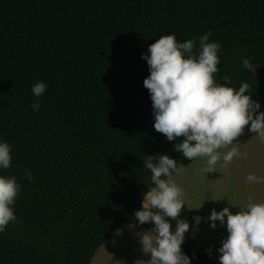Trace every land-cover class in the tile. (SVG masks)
I'll return each instance as SVG.
<instances>
[{"label": "trees", "instance_id": "1", "mask_svg": "<svg viewBox=\"0 0 264 264\" xmlns=\"http://www.w3.org/2000/svg\"><path fill=\"white\" fill-rule=\"evenodd\" d=\"M209 30L221 45L214 81L248 83L264 112V0H0V142L11 148L0 176L20 185L0 264H90L120 224L152 227L134 217L154 186L146 156L184 168L196 158L174 150L183 137L154 130L141 56L161 36L182 43ZM181 248L191 264H215L188 232Z\"/></svg>", "mask_w": 264, "mask_h": 264}, {"label": "clouds", "instance_id": "2", "mask_svg": "<svg viewBox=\"0 0 264 264\" xmlns=\"http://www.w3.org/2000/svg\"><path fill=\"white\" fill-rule=\"evenodd\" d=\"M211 34L209 30L198 41L194 37L182 43L177 42L175 34L164 35L149 44L147 53L141 56L149 69L143 86L150 94L154 130L168 141L183 137L180 143L174 144V150L190 161L204 159L205 174L216 172V165L221 161L222 167H227L233 157L240 155L237 147L225 153L219 150L233 145L246 126L250 125L248 130L264 142V112L259 111V102L251 99V86L244 82L237 90L214 81L213 74L219 71L217 53L221 45L209 42ZM242 65L255 74L257 66L250 59L244 58ZM222 79L231 83L229 76ZM46 88L47 84L40 81L32 86L31 92L39 98ZM31 107L35 112L41 105L37 100ZM10 152V145L0 142V169L11 166ZM146 157L144 168L150 172L154 186L143 193L141 208L134 212V217L140 225H152L136 233L140 251L149 259L137 260L135 264H191V258L181 248L189 231V223L179 218L186 206L185 194L174 179V174L179 176L185 168L167 154ZM25 176L33 179L31 172ZM246 181L260 184L264 183V177L249 173ZM19 192L20 185L14 176H0V232L10 222H16L12 206ZM193 219L196 227L204 218ZM169 220L175 221L174 231ZM217 221L227 231L217 249L219 264H264V202L255 203L249 196L235 214L230 207L219 212L213 209L206 222L215 229Z\"/></svg>", "mask_w": 264, "mask_h": 264}, {"label": "crops", "instance_id": "3", "mask_svg": "<svg viewBox=\"0 0 264 264\" xmlns=\"http://www.w3.org/2000/svg\"><path fill=\"white\" fill-rule=\"evenodd\" d=\"M248 128L244 129V133L240 136V203L220 206L221 210L224 207H230L233 214L243 208L249 196L253 198L255 203L264 202V183L254 184L246 181V176L249 173L264 177V151L250 149L255 147L250 143L255 144L257 140L260 143L263 142ZM249 133L254 136L255 141ZM199 159V157L196 158L187 166L184 173L174 176L176 183L183 188L185 194L186 206L182 208L179 218L189 223V235L202 249L208 252L210 250L215 264H219L217 249L221 246V240L227 236L226 227L221 226L217 221V227L215 229L211 228L210 222H206L209 215L203 214L206 208H195V204L200 194L208 191L212 192L209 184L215 175L220 176L221 173L210 172L205 174L202 171L201 159ZM196 216L204 219L201 220L198 226L193 227V218ZM141 231L144 230L127 224H120L114 235L94 253L90 264H135L137 260L149 259L140 251L136 233Z\"/></svg>", "mask_w": 264, "mask_h": 264}, {"label": "rangeland", "instance_id": "4", "mask_svg": "<svg viewBox=\"0 0 264 264\" xmlns=\"http://www.w3.org/2000/svg\"><path fill=\"white\" fill-rule=\"evenodd\" d=\"M249 135L255 141L254 136L251 133H249ZM233 143L234 144L230 145L229 148H222L219 151L221 153H225L230 150L231 147H237L240 152V136L236 140H234ZM250 144L253 147L255 146L254 148L250 149H258L264 151V142L260 143L257 140L255 141V144ZM200 159L201 165L204 168L206 166L205 160L202 158ZM222 164V161L219 162L216 165V172H214L216 174L221 173V175H215L214 179L209 184V187L212 188V192L208 191L204 194H200L198 201L195 204V208H206L203 214L210 215L213 209H215L217 212L221 211L220 206L240 203V155L233 157L232 161L228 164L227 167H222Z\"/></svg>", "mask_w": 264, "mask_h": 264}]
</instances>
